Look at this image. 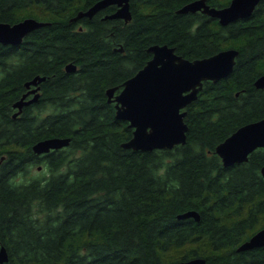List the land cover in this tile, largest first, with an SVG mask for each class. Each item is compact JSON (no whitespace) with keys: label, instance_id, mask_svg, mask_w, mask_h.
Here are the masks:
<instances>
[{"label":"trees","instance_id":"obj_1","mask_svg":"<svg viewBox=\"0 0 264 264\" xmlns=\"http://www.w3.org/2000/svg\"><path fill=\"white\" fill-rule=\"evenodd\" d=\"M97 0H0V21H44L18 45L0 42V264H264V246L240 250L264 226V146L224 165L216 146L264 116V0L228 24L191 0H130L132 18L78 17ZM231 0H207L225 6ZM168 44L190 59L234 47L233 71L205 80L188 104L187 140L132 149L129 121L107 89L119 86ZM122 47L123 50L119 48ZM74 63L76 70L66 65ZM36 75L37 101L15 116L14 102ZM70 143L36 153L40 139ZM41 166V167H40ZM36 167V172L33 168ZM38 167V168H37ZM40 167V169H39ZM189 210L194 216L180 217Z\"/></svg>","mask_w":264,"mask_h":264},{"label":"water","instance_id":"obj_2","mask_svg":"<svg viewBox=\"0 0 264 264\" xmlns=\"http://www.w3.org/2000/svg\"><path fill=\"white\" fill-rule=\"evenodd\" d=\"M260 0H231L221 7L211 6L207 0H191L182 5L178 12L203 13L218 18L221 24H228L241 18L250 16ZM118 7L104 18H132L130 0H97L86 10H80L78 17H92L109 5ZM46 24L35 17L28 16L11 23L0 21V42L3 44H20L24 37L32 30ZM123 50L122 47L119 48ZM148 51L151 58L135 74L128 77L118 93L119 86L107 89L109 101L115 102L117 118L129 121L133 128L132 137L123 142V146L132 149L151 150L155 148H173L187 140L188 125L185 122L187 113L185 107L198 97L205 80L217 81L229 75L236 63L239 53L237 48L228 47L216 53L190 59L176 52L175 47L168 44H152ZM72 62L66 65L68 71L76 70ZM46 76L36 75L26 82L27 86L36 84L31 91L34 96L26 99L24 93L14 102L18 111L23 106L37 101L39 98V82ZM257 87H264V74L256 80ZM70 137L52 136L38 140L32 145L36 153L48 152L70 143ZM264 146V116L258 120L245 123L217 144L216 152L222 157L224 165L247 161L249 154L258 147ZM264 175V165L262 167ZM194 216L199 219L196 210H189L180 217ZM264 246V226L243 241L240 250ZM9 259L7 248L0 247V263ZM170 264H209L204 257H193L175 261Z\"/></svg>","mask_w":264,"mask_h":264},{"label":"flooded vegetation","instance_id":"obj_3","mask_svg":"<svg viewBox=\"0 0 264 264\" xmlns=\"http://www.w3.org/2000/svg\"><path fill=\"white\" fill-rule=\"evenodd\" d=\"M112 13V12H111ZM25 38V37H24ZM23 42V41H22ZM21 44V43H20ZM45 80V79H44ZM27 82V81H26ZM42 82V81H41ZM41 82H39V85H40V87H39V89L37 90L38 92H39V95H40V92H41ZM25 85H26V83H25ZM26 87V90L23 92V94L24 93H28L27 94V96H26V99H30L31 97H33L34 96V94H35V92H33V91H31L32 89H34L35 87H37V85L36 84H31L30 86H25ZM22 94V95H23ZM35 102V101H34ZM33 103V102H32ZM31 104V103H30ZM27 105H29V104H27ZM15 108H17V107H15Z\"/></svg>","mask_w":264,"mask_h":264},{"label":"rangeland","instance_id":"obj_4","mask_svg":"<svg viewBox=\"0 0 264 264\" xmlns=\"http://www.w3.org/2000/svg\"><path fill=\"white\" fill-rule=\"evenodd\" d=\"M40 167H41V166H40ZM40 167H39V169H40ZM37 168H38V167H37ZM33 172H36V167L33 168Z\"/></svg>","mask_w":264,"mask_h":264}]
</instances>
